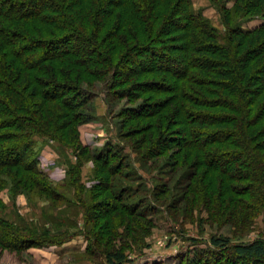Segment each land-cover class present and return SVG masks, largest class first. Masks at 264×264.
<instances>
[{"label": "trees", "instance_id": "1", "mask_svg": "<svg viewBox=\"0 0 264 264\" xmlns=\"http://www.w3.org/2000/svg\"><path fill=\"white\" fill-rule=\"evenodd\" d=\"M209 2L221 16L222 33L192 0H0V172L39 178L46 192L49 179L38 160L48 142L75 157L66 172L72 185L89 154L99 176L95 192H103L92 202L102 200L106 217L122 213L151 226L143 202L128 206L132 189L114 193L111 187L113 176L131 168L132 155L110 142L91 153L60 133L92 121L85 114L89 88L72 76L81 70L89 82L105 83L110 99L133 106L122 112L128 136L118 133L117 141L131 138L123 143L136 163L171 152L165 166L187 171V202H212L216 195L224 212L241 222L264 217V0ZM256 20L257 26L243 27ZM50 62L63 77L50 74ZM150 187L146 202L169 216L159 205L166 186ZM110 225L107 217L88 235L97 249L115 239ZM15 234L0 217V250L37 243L24 235L22 243H9ZM209 240L177 264H264L260 238ZM101 256L98 264L131 263L120 251Z\"/></svg>", "mask_w": 264, "mask_h": 264}, {"label": "rangeland", "instance_id": "2", "mask_svg": "<svg viewBox=\"0 0 264 264\" xmlns=\"http://www.w3.org/2000/svg\"><path fill=\"white\" fill-rule=\"evenodd\" d=\"M192 4L195 10L202 11L213 27L223 32L221 16L209 0H192ZM230 6L231 4H228V7ZM259 21L243 24V27L253 28ZM8 26L10 29H18L10 24ZM52 63L49 64L50 74L60 79L63 76ZM64 67L69 70L66 64ZM72 76L77 78L85 89L89 88L91 98L86 105L85 114L91 116L92 121L80 124L75 128V132L69 127L61 128L60 133L68 143L77 141L76 147L83 149L86 146L91 153L101 150L110 142L123 147L125 154L132 155L128 160L131 168L124 170L121 177L113 176L111 187L114 186V193L117 189H132L131 195H126L130 197L128 206L136 201L138 204L143 202L146 209L144 214L147 220L151 221V226L143 220L137 219L136 222V219L123 216L122 213L112 216L107 214L111 221L110 226L116 230L117 235L114 240H109L107 245L100 243L97 249L95 242L88 235L92 229L95 230L97 223L99 225L107 217L100 207L102 200L92 202L95 194L103 193L95 192L97 189L100 191V186L96 185L99 176H96L92 156L83 155L79 182L73 179L75 182H72V185L66 172L69 166L75 164L76 159L71 157L73 155L69 150H63L66 151L63 154L56 150L57 164L45 169L50 171L57 168L54 179L38 165L49 179L46 181V192L41 190L39 178L33 177L32 181L29 179L31 175L25 179L26 173L19 177L7 169L0 172V217L16 232L8 242L16 243L18 239L21 242L24 236H32L37 241L29 244L31 247L25 246L28 248L24 251L14 248L1 249L0 264H98L102 261L101 253L110 251L124 252L131 261L128 264H177L181 258H192L198 250L205 249L211 237L228 238L234 244L250 243L259 238L264 240L262 216L256 218L254 224L248 219L241 222L234 213L230 214V210L224 212L225 208L216 195L212 202L201 200V197L197 202H187V197L184 199L182 192L187 185V171L168 169L165 166L166 158L171 152L155 160L136 163L134 155L123 143H128L131 138L123 142L117 141L118 133L120 136H128V130L131 128H124L122 124L125 120L122 112L133 107L131 103L127 99H110L105 83L89 82L81 70H77ZM124 176L128 178L125 179ZM151 184L160 186V190L164 188L162 185L166 186V193L161 195L159 192L158 195L159 205L168 211L169 216L161 210L153 212V202H146L149 199L146 194ZM94 187L96 189H93ZM155 194L157 198L158 195ZM109 202L108 200L106 204L111 203ZM247 212L249 218L250 212ZM20 242L17 241L18 244Z\"/></svg>", "mask_w": 264, "mask_h": 264}, {"label": "crops", "instance_id": "3", "mask_svg": "<svg viewBox=\"0 0 264 264\" xmlns=\"http://www.w3.org/2000/svg\"><path fill=\"white\" fill-rule=\"evenodd\" d=\"M48 147H49V151L48 153L44 152V148L43 150L41 151V153L43 152V157H44V160H43V163L46 162L48 164H50L48 166V168H50V166H53V165H56L57 164V161H58V158H57V151L58 153L60 154H63V152L65 153L66 151H63L64 149H61L59 146L55 145V144H48ZM59 149V150H58ZM57 150V151H56ZM72 157V156H71ZM70 157V158H71ZM40 166V165H39ZM41 167H42V163H41ZM56 173H57V168H53L50 170V178H51V175H54L56 176ZM64 180V179H62Z\"/></svg>", "mask_w": 264, "mask_h": 264}, {"label": "built area", "instance_id": "4", "mask_svg": "<svg viewBox=\"0 0 264 264\" xmlns=\"http://www.w3.org/2000/svg\"><path fill=\"white\" fill-rule=\"evenodd\" d=\"M48 151H49V147L46 146V147L44 148V152L48 153ZM43 160H44V157H43V152H42L41 155H40V157H39L38 164L40 165V168H41L43 171L48 172V174H49V176H50V171H46V170H45L46 168H48V166H49L50 164H48V163H46V162L43 163ZM41 163H42V167H41ZM55 177H56V176L51 175V178H52V179H54Z\"/></svg>", "mask_w": 264, "mask_h": 264}]
</instances>
